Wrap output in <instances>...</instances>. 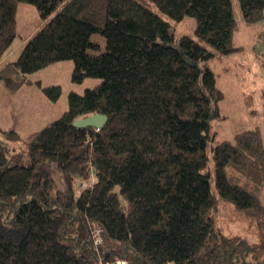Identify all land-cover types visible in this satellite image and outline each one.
I'll return each instance as SVG.
<instances>
[{"label": "trees", "instance_id": "16d2710c", "mask_svg": "<svg viewBox=\"0 0 264 264\" xmlns=\"http://www.w3.org/2000/svg\"><path fill=\"white\" fill-rule=\"evenodd\" d=\"M19 2L42 24L2 61ZM238 4L258 26L264 0ZM185 16L196 38L176 35ZM236 28L231 0H0L7 89L63 59L73 60L72 80L101 78L69 91L67 109L28 138L0 128V264H264L263 133L216 141L210 128L225 116L224 94L202 42L229 54ZM93 33L104 38L97 53ZM42 89L53 100L61 92ZM92 113L107 116L102 127L72 124ZM218 200L252 217L256 241L218 229Z\"/></svg>", "mask_w": 264, "mask_h": 264}, {"label": "rangeland", "instance_id": "374dc122", "mask_svg": "<svg viewBox=\"0 0 264 264\" xmlns=\"http://www.w3.org/2000/svg\"><path fill=\"white\" fill-rule=\"evenodd\" d=\"M231 4L237 23L232 44L238 49L229 54H223L202 42L215 52L210 59V66L215 73L216 83L224 94L218 107L219 112L225 116L210 121V128L215 133L216 141L231 139L234 133L256 126L261 129L264 137V93L262 90L264 74L254 53L259 24L258 26L246 25L242 19L238 0H231ZM148 5L158 12L153 4L148 3ZM41 24L42 18L36 7L28 2H19L16 10L17 34L7 54L9 55L13 48L21 44L23 39ZM175 26L176 35L185 32L196 38L193 33L194 22L190 17L185 16ZM91 38L100 46L97 50L88 49V51L91 53L101 51L104 47L103 36L93 33ZM72 68V59L54 61L28 73L29 81L22 83L14 90L7 89L3 80H0V128L14 129L21 138H28L67 109L69 91L82 93L85 88L93 87L101 81V78L93 76L74 81L71 79ZM50 84H59L61 88L55 100L49 98L42 89ZM247 95H251L250 107L244 102ZM2 140L6 139L0 132V141ZM9 142L13 148L20 146V141ZM212 191H214L213 183ZM262 197L264 198V187ZM215 221L218 229L225 235L240 234L249 241L257 240V228L252 217L239 212L231 203L218 200ZM117 261L116 264H122Z\"/></svg>", "mask_w": 264, "mask_h": 264}, {"label": "water", "instance_id": "95a60500", "mask_svg": "<svg viewBox=\"0 0 264 264\" xmlns=\"http://www.w3.org/2000/svg\"><path fill=\"white\" fill-rule=\"evenodd\" d=\"M107 120V116L103 113H92L86 116L78 117L73 120L74 126H91L96 129L102 127Z\"/></svg>", "mask_w": 264, "mask_h": 264}, {"label": "built area", "instance_id": "2783aa9c", "mask_svg": "<svg viewBox=\"0 0 264 264\" xmlns=\"http://www.w3.org/2000/svg\"><path fill=\"white\" fill-rule=\"evenodd\" d=\"M259 27L261 32V37L259 41L255 43V53L257 58L261 61V69L264 73V10L261 15V19L259 20ZM95 241H98L96 239ZM117 263H125L124 260H118Z\"/></svg>", "mask_w": 264, "mask_h": 264}, {"label": "crops", "instance_id": "0c3cea01", "mask_svg": "<svg viewBox=\"0 0 264 264\" xmlns=\"http://www.w3.org/2000/svg\"><path fill=\"white\" fill-rule=\"evenodd\" d=\"M35 29H36V28H35ZM35 29L32 30L31 33H30L29 35H32V34L37 30V29H36V30H35ZM29 35H28V36H29ZM28 36H27V37H28ZM23 42H24V41H22V43L19 44L15 49L13 48V49L11 50V52H10L9 55H8L7 52H6L5 55L2 57V61H4V60L10 58V56H11V57H12V56L15 57V56L19 53V51H20V49H21V47H22V45H23Z\"/></svg>", "mask_w": 264, "mask_h": 264}]
</instances>
